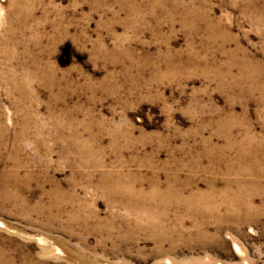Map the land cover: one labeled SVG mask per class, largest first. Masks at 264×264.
Instances as JSON below:
<instances>
[{
	"label": "rangeland",
	"instance_id": "374dc122",
	"mask_svg": "<svg viewBox=\"0 0 264 264\" xmlns=\"http://www.w3.org/2000/svg\"><path fill=\"white\" fill-rule=\"evenodd\" d=\"M0 264H264V0H0Z\"/></svg>",
	"mask_w": 264,
	"mask_h": 264
},
{
	"label": "bare ground",
	"instance_id": "6f19581e",
	"mask_svg": "<svg viewBox=\"0 0 264 264\" xmlns=\"http://www.w3.org/2000/svg\"><path fill=\"white\" fill-rule=\"evenodd\" d=\"M240 152V151H239ZM243 179V178H242ZM241 179V177H239V178H237V180H235V184L237 185V192H239V191H242L241 190V188H245L246 187V185L249 183H245L244 181L245 180H242ZM256 179V178H255ZM261 179V178H260ZM232 182V181H231ZM228 184H227V189H231V186H232V184L233 183H230V182H227ZM110 185V184H109ZM234 185V184H233ZM241 187V188H240ZM257 187V186H256ZM214 188V187H213ZM252 190V189H251ZM126 191V190H125ZM170 191V190H169ZM208 193V192H207ZM212 193V192H211ZM133 194V193H132ZM131 194V195H132ZM180 195H182L181 194V191H179V196ZM208 195V194H207ZM161 197V196H160ZM172 197V196H171ZM210 197L209 196H204V195H201V193L200 194H198V193H196V192H194V193H191L189 196H187V197H179V203H181V204H184L185 203V205L187 204L188 206H203V205H207V204H210L211 202H209L210 201V199H209ZM206 199V200H205ZM229 199V198H228ZM168 200V199H167ZM169 201V200H168ZM144 202V201H143ZM202 202V203H201ZM213 202V201H212ZM227 202V201H226ZM226 202L223 200V201H221L220 203H218V205H220V206H224V207H226L225 206V204H226ZM231 202H232V200H231ZM153 203V202H152ZM175 203V202H174ZM205 203V204H204ZM229 203V202H228ZM179 205V204H178ZM216 205V204H215ZM210 206H213L212 204L210 205ZM153 207V206H152ZM229 208V207H228ZM191 209V208H190ZM196 210V209H195ZM238 210V209H237ZM236 210V211H237ZM245 210H247L248 211V208L247 209H245ZM250 210V209H249ZM232 211V210H231ZM191 212V211H190ZM198 212V211H197ZM222 212V211H221ZM253 212V211H252ZM193 213H195V211L193 212ZM213 213V212H212ZM227 213V212H226ZM236 213V212H235ZM240 213V212H239ZM242 213V212H241ZM194 215V214H193ZM220 215V214H219ZM201 217V216H200ZM216 217V216H215ZM246 217V216H245ZM218 218V217H217ZM219 219V218H218ZM220 220V219H219ZM218 221V220H217ZM240 221V220H239ZM241 224V223H240ZM153 225V224H152ZM164 228V227H163ZM182 237V236H181ZM239 251V250H238Z\"/></svg>",
	"mask_w": 264,
	"mask_h": 264
}]
</instances>
